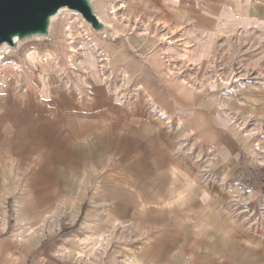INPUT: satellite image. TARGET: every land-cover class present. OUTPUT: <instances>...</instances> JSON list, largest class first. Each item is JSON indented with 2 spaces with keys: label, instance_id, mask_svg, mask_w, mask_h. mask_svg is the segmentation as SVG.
Returning a JSON list of instances; mask_svg holds the SVG:
<instances>
[{
  "label": "rangeland",
  "instance_id": "obj_1",
  "mask_svg": "<svg viewBox=\"0 0 264 264\" xmlns=\"http://www.w3.org/2000/svg\"><path fill=\"white\" fill-rule=\"evenodd\" d=\"M128 1L111 0L114 25L156 31L166 74L205 104L187 121L149 101L153 124L141 142L147 147L121 173L99 179L81 210L92 216L67 227L84 237L76 254L102 264H127L133 253L146 262L185 264L196 235L225 264H264V0H234L215 30L196 35L182 34L185 19L182 28L173 22L169 30L156 19L140 22L128 13ZM174 31L183 39L173 41ZM98 34L81 13L65 11L49 19L46 33L0 48V67L18 55L30 66L48 59L80 97L96 83L116 101L131 103L143 87L111 66L103 50L108 38Z\"/></svg>",
  "mask_w": 264,
  "mask_h": 264
},
{
  "label": "crops",
  "instance_id": "obj_2",
  "mask_svg": "<svg viewBox=\"0 0 264 264\" xmlns=\"http://www.w3.org/2000/svg\"><path fill=\"white\" fill-rule=\"evenodd\" d=\"M88 2L106 26L97 31L100 40L108 38L103 50L111 66L128 72L133 84L142 85L143 93L123 103L91 83V94L82 98L48 67V59V64L30 66L18 55L0 67V264H102L77 255L76 247L82 246L84 237L73 233L75 228L67 229L75 223L81 226L80 216H92L81 212L92 186L121 173L147 147L141 142L153 124L149 101L168 116L187 121L192 120L189 113L205 104L202 96L166 74L153 37L156 31H124L109 15L111 0ZM233 2L129 0L127 11L139 16L140 22L161 21L168 30L170 23L185 19L188 28L182 34L196 35L215 30L222 12ZM179 39L181 35L173 41ZM17 69L25 73L24 79ZM190 239L185 264H225L223 258H214L211 243L196 235ZM127 261L161 264L146 262L136 253Z\"/></svg>",
  "mask_w": 264,
  "mask_h": 264
},
{
  "label": "water",
  "instance_id": "obj_3",
  "mask_svg": "<svg viewBox=\"0 0 264 264\" xmlns=\"http://www.w3.org/2000/svg\"><path fill=\"white\" fill-rule=\"evenodd\" d=\"M69 6L96 28L102 27L91 9L88 0H0V43L13 46L12 37L21 38L34 33H46L49 19L60 6Z\"/></svg>",
  "mask_w": 264,
  "mask_h": 264
},
{
  "label": "bare ground",
  "instance_id": "obj_4",
  "mask_svg": "<svg viewBox=\"0 0 264 264\" xmlns=\"http://www.w3.org/2000/svg\"><path fill=\"white\" fill-rule=\"evenodd\" d=\"M65 11H74L75 13H77V14H79L80 12L78 11V10H76V9H74V8H71V7H69V6H66V5H63V6H60L55 12H54V14L52 15H47V18L48 19H53L54 17H55V15L56 16H58L59 14H62L63 12H65ZM12 39H13V42L14 43H18V42H20V40H21V36L19 35V34H16V35H14L13 37H12ZM0 48L1 49H5L6 51L7 50H9V48H12V45H11V43H8V42H4V43H0Z\"/></svg>",
  "mask_w": 264,
  "mask_h": 264
}]
</instances>
